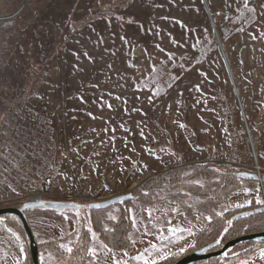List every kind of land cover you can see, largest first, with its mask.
I'll return each instance as SVG.
<instances>
[{
    "label": "rangeland",
    "instance_id": "1",
    "mask_svg": "<svg viewBox=\"0 0 264 264\" xmlns=\"http://www.w3.org/2000/svg\"><path fill=\"white\" fill-rule=\"evenodd\" d=\"M0 15L13 22L0 31V209L35 195L81 206L28 216L40 264H76L89 205L128 193L102 213L128 210L133 247L91 229L84 264L175 263L209 217L135 190L191 165L264 174V0H0ZM239 178L223 211L264 206V182ZM15 217L0 221V264L32 261ZM222 264H264V242Z\"/></svg>",
    "mask_w": 264,
    "mask_h": 264
},
{
    "label": "trees",
    "instance_id": "2",
    "mask_svg": "<svg viewBox=\"0 0 264 264\" xmlns=\"http://www.w3.org/2000/svg\"><path fill=\"white\" fill-rule=\"evenodd\" d=\"M201 179L208 180L209 189H205L204 181ZM240 181L235 170L230 167L217 171L208 165H191L153 176L136 189L135 194L138 195V200L142 204H149L157 201L161 196L168 197L175 193L176 198L181 199V206L187 214L192 215L199 212L206 218L209 217L210 221L205 219L208 222L206 229L197 238V249L212 246L214 250L247 233L264 231V206H253L246 210L223 211L224 203L230 197L231 192L240 186ZM191 193L199 194V197L193 198ZM128 202H123V205ZM103 209H91L90 214L93 216L91 221L87 217L83 219L79 240L75 242V245H81V247L75 248V252L72 253V260L74 259L76 264L78 261L80 264H84L89 260L91 229H94L102 239L118 250H130L133 247L138 232L130 219L128 210H122L121 219L110 221L102 213ZM51 212H55V210L37 207L28 210L27 216L34 213L48 214ZM6 217V220L16 218L14 215ZM262 243L244 241L229 248L223 256L212 257L196 264H222L225 259L236 252L253 253L255 248ZM47 246L64 252L60 249L59 241H51ZM173 261V258H168L158 264H171ZM28 264H33L30 258Z\"/></svg>",
    "mask_w": 264,
    "mask_h": 264
},
{
    "label": "water",
    "instance_id": "3",
    "mask_svg": "<svg viewBox=\"0 0 264 264\" xmlns=\"http://www.w3.org/2000/svg\"><path fill=\"white\" fill-rule=\"evenodd\" d=\"M210 15V13H209ZM210 20H211V24H212V28L213 31L215 33L220 51L223 55V58L225 60V63L227 65V68L229 70V73L231 75V80L233 81L232 78V74L229 68V64L227 62V58L219 37V34L217 32L214 20L212 18V16H210ZM237 175L243 179H247V180H254V181H261L264 182V174H260V173H255V172H239L237 173ZM132 194L128 193L125 195H120V196H116L104 201H98L95 203H92L89 205V208L91 209H99V208H108L112 205L130 200L132 198ZM37 207H44L47 209H51V210H55V211H66V210H70V209H75L77 212H80L81 210V206L75 202H70V201H46V200H36V201H30V202H26L23 204V206L21 208L18 207H8V208H1L0 209V221L3 220V218L7 215H14L17 216L23 225L24 231L29 239V251L31 254V258H32V263L33 264H40V252H39V247H38V243L36 241L34 232L32 230V227L29 223V219L27 216V211L33 208H37ZM244 241H257V242H264V231L261 232H254V233H250V234H246L243 236H240L236 239H233L229 242H227L226 244H224V246L220 249L217 250H213L212 246L209 247H204L201 248L199 250H196L184 257H182L181 259H179L178 261H176L173 264H196L199 261L202 260H206L212 257H217V256H223L225 255L226 251L231 248L234 247L236 245H238L241 242Z\"/></svg>",
    "mask_w": 264,
    "mask_h": 264
},
{
    "label": "built area",
    "instance_id": "4",
    "mask_svg": "<svg viewBox=\"0 0 264 264\" xmlns=\"http://www.w3.org/2000/svg\"><path fill=\"white\" fill-rule=\"evenodd\" d=\"M12 25L13 22L11 16L0 15V31H6L10 29Z\"/></svg>",
    "mask_w": 264,
    "mask_h": 264
},
{
    "label": "bare ground",
    "instance_id": "5",
    "mask_svg": "<svg viewBox=\"0 0 264 264\" xmlns=\"http://www.w3.org/2000/svg\"><path fill=\"white\" fill-rule=\"evenodd\" d=\"M36 201V200H39V196L38 195H35V196H33V201Z\"/></svg>",
    "mask_w": 264,
    "mask_h": 264
},
{
    "label": "snow or ice",
    "instance_id": "6",
    "mask_svg": "<svg viewBox=\"0 0 264 264\" xmlns=\"http://www.w3.org/2000/svg\"><path fill=\"white\" fill-rule=\"evenodd\" d=\"M69 251H71V249H69Z\"/></svg>",
    "mask_w": 264,
    "mask_h": 264
}]
</instances>
